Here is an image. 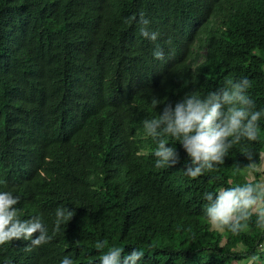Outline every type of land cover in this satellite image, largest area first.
<instances>
[{
	"label": "trees",
	"instance_id": "trees-1",
	"mask_svg": "<svg viewBox=\"0 0 264 264\" xmlns=\"http://www.w3.org/2000/svg\"><path fill=\"white\" fill-rule=\"evenodd\" d=\"M141 13L156 41L141 35ZM242 78L264 111V0H0V192L52 236L31 251L24 240L0 246V264H100L113 247L143 251L138 264L264 260L255 214L238 234L211 229L204 214L206 192L264 179V115L256 141L195 179L171 137L179 162L155 166L143 126L185 94ZM61 206L75 214L54 234Z\"/></svg>",
	"mask_w": 264,
	"mask_h": 264
},
{
	"label": "clouds",
	"instance_id": "clouds-1",
	"mask_svg": "<svg viewBox=\"0 0 264 264\" xmlns=\"http://www.w3.org/2000/svg\"><path fill=\"white\" fill-rule=\"evenodd\" d=\"M135 19V17H133ZM138 23L142 25L140 32L145 38L156 41L159 33L149 31V21L141 13ZM155 59L164 60L163 50L157 46L153 51ZM251 87L247 78L233 82L228 80L224 87L201 98L197 93L185 96L173 106L165 104L157 118L145 119L144 130L147 136L156 142L153 155L157 168H171L179 162V153L175 147H169L166 137H171L182 146L188 161L184 164L185 174L195 179L205 172L213 171L218 165L224 164L229 150L242 140L256 141L258 121L264 111L254 110L255 103L248 96ZM153 106L160 101L153 98ZM243 155L249 161V169L255 167L253 152ZM241 171L239 164L234 165ZM215 196V199L213 198ZM204 199L207 204L204 214L208 225L213 230L230 231L238 234L248 228V222L255 214L256 225L264 228V182H244L232 187L222 188L217 193L206 192ZM20 197L9 191L0 192V246L13 241H30L25 251L49 243L52 236L48 234L41 219L32 217L21 219L17 205ZM75 210L58 207L55 211L53 233L60 231L61 225L69 222ZM38 236L33 238L34 234ZM97 250L105 247V242L98 241ZM141 250L134 249L127 255L119 247L110 248L100 258V264H138L143 258ZM61 264H73L65 257Z\"/></svg>",
	"mask_w": 264,
	"mask_h": 264
},
{
	"label": "rangeland",
	"instance_id": "rangeland-1",
	"mask_svg": "<svg viewBox=\"0 0 264 264\" xmlns=\"http://www.w3.org/2000/svg\"><path fill=\"white\" fill-rule=\"evenodd\" d=\"M256 170H257V172H261V167L256 168ZM247 177H248V182L253 180L252 174L249 173ZM258 182H264V179L261 178L258 180ZM238 250H242V247L239 246ZM261 263L263 264L264 260L261 261V260L257 259V264H261ZM233 264H236V263H233ZM237 264H248V263H247V261H242V262H239Z\"/></svg>",
	"mask_w": 264,
	"mask_h": 264
}]
</instances>
